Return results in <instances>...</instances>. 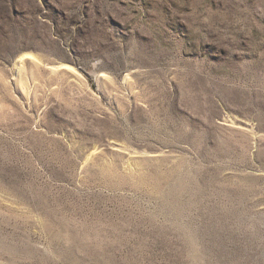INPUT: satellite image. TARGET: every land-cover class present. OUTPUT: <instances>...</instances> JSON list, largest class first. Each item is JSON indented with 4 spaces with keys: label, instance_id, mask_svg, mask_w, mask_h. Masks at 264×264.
I'll return each instance as SVG.
<instances>
[{
    "label": "rangeland",
    "instance_id": "1",
    "mask_svg": "<svg viewBox=\"0 0 264 264\" xmlns=\"http://www.w3.org/2000/svg\"><path fill=\"white\" fill-rule=\"evenodd\" d=\"M0 264H264V0H0Z\"/></svg>",
    "mask_w": 264,
    "mask_h": 264
}]
</instances>
